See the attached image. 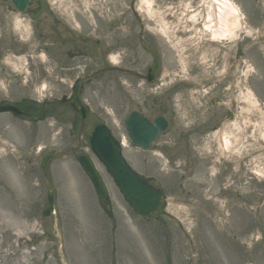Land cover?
Returning <instances> with one entry per match:
<instances>
[{
  "label": "rangeland",
  "instance_id": "1",
  "mask_svg": "<svg viewBox=\"0 0 264 264\" xmlns=\"http://www.w3.org/2000/svg\"><path fill=\"white\" fill-rule=\"evenodd\" d=\"M231 1L236 28L230 42L215 43L219 54L241 40V57L231 56L228 80L200 94L191 86L204 88L227 69L210 70L212 47L202 42L215 43L197 30L211 11L207 0H151L150 15L134 0L143 39L159 58L154 89L133 75L100 71L150 61L129 0H39L42 8L26 9L24 19L5 10L0 98L33 111L0 113V264H264V0ZM78 79L88 107L78 152L94 159L109 200L101 205L76 154L51 158L55 215L43 218L41 157L76 143L80 117L60 97ZM212 90L217 99L206 98ZM160 105L166 130L152 147H135L124 117L138 110L152 119ZM100 123L124 140L130 166L160 189L159 211L135 213L92 155L88 135Z\"/></svg>",
  "mask_w": 264,
  "mask_h": 264
},
{
  "label": "water",
  "instance_id": "2",
  "mask_svg": "<svg viewBox=\"0 0 264 264\" xmlns=\"http://www.w3.org/2000/svg\"><path fill=\"white\" fill-rule=\"evenodd\" d=\"M19 1L20 0H16L17 3ZM19 7H23V2L19 5ZM72 106L75 111L81 114L83 119L86 114L85 108L82 106ZM6 109L12 108L6 107ZM125 125L134 143L142 148L151 145V143L158 136V133L165 126L161 118L157 117L153 123H149L145 118L141 117V115L136 112H132L127 116L125 119ZM90 143L93 151L97 154L99 159L105 164L108 171L114 177V180L120 187L124 198L130 202L135 210H137L140 214L145 215L150 214L152 210L160 207L158 202L159 192L130 170L121 157L120 147L114 142L104 126H98L95 128V131L92 133ZM57 155L63 156V154ZM50 156L51 155H46L41 164L48 187L47 206L43 209L44 217H48L53 211L52 184L49 180L46 168V160ZM79 160L83 169L94 184L99 197L106 198L107 191L91 160L85 155L80 156ZM58 237L60 239L59 235ZM59 253L61 254L60 249Z\"/></svg>",
  "mask_w": 264,
  "mask_h": 264
},
{
  "label": "flooded vegetation",
  "instance_id": "3",
  "mask_svg": "<svg viewBox=\"0 0 264 264\" xmlns=\"http://www.w3.org/2000/svg\"><path fill=\"white\" fill-rule=\"evenodd\" d=\"M39 0H35V4H37V7L32 9L30 8V0H27L26 4H25V7L23 10H18V8L15 6V3L13 2V0H0V61H2V57H4L3 55V52L5 49V46L3 45V42L5 43L4 39H2L1 37L3 35H5V33H8V31H4V28L5 29H8V26H4L5 25V21L8 19V15H7V12H5V10H11L12 13L14 12L15 15L18 14V16L22 19H24V13L27 12L26 9H28V11H31L30 13H35L38 9H41L42 8V5L41 3L38 2ZM10 7H12V9H10ZM18 20V23L17 24H20ZM31 26L34 27V30L36 32V34H38V36L40 35V32H41V29L37 28V21L35 22H30L29 23ZM39 24V23H38ZM37 25V26H36ZM39 29V30H38ZM37 30V31H36ZM2 43V44H1ZM228 43V40L225 41V44ZM6 44V43H5ZM241 47H242V43H239L238 44V51H237V54L238 56H240V54L242 53L241 51ZM225 49H228L227 47H225ZM230 51H222L218 54V51H217V48H216V52H215V55H214V62H213V70H216L217 68H220V67H223V66H226L228 63H229V60L231 58V56L233 57V48L232 49H229ZM150 61L149 62H146L144 64V66L141 67V69H138V68H135L137 69L136 71L142 76V77H145L146 75H148V73L151 72V69L154 68V64L156 63V57L154 55V53L152 51H150ZM133 63L136 65L137 64V57L136 55L133 56ZM157 64V68L155 69V72H154V79L157 78V74H158V67H159V62L156 63ZM67 65V64H66ZM62 68V67H61ZM183 73H186V72H183ZM135 79H140L139 77L137 76H134ZM182 76H180L181 78ZM229 78V75H228V72L226 71L224 76H222V78L220 80H218L219 82H222V81H225V80H228ZM195 79V78H193ZM142 80V79H141ZM192 80V79H190ZM218 84L217 82H215V85ZM79 88V86H78ZM78 88H77V95H78ZM213 89V88H211ZM211 98H214V99H217V95L216 93H214V90H212L210 93ZM73 97H74V93H72L71 97L68 99V102H71L73 100ZM7 102L4 100V98H0V106L1 105H4L6 104ZM19 105V104H17ZM24 105V104H22ZM25 108H29V106L26 104L24 105ZM20 107V106H19ZM24 108V107H23ZM30 112V111H29ZM23 114L24 115H28V112L25 111V109L23 110ZM227 115L228 117H230V111L227 110Z\"/></svg>",
  "mask_w": 264,
  "mask_h": 264
},
{
  "label": "bare ground",
  "instance_id": "4",
  "mask_svg": "<svg viewBox=\"0 0 264 264\" xmlns=\"http://www.w3.org/2000/svg\"><path fill=\"white\" fill-rule=\"evenodd\" d=\"M150 1L151 0H141L147 12L151 11ZM208 3L215 9V15L213 14L215 20L212 14H208V24L205 26V29H208L211 34L209 40L212 42L230 38L234 33V28H236V20L233 21V18L238 14V8L231 1L228 2L226 0H208ZM148 14L150 15L151 12ZM221 144L226 149H230L232 146L230 138H223Z\"/></svg>",
  "mask_w": 264,
  "mask_h": 264
}]
</instances>
